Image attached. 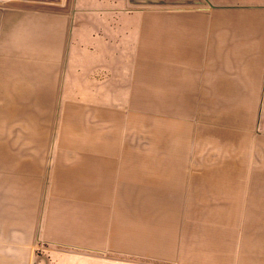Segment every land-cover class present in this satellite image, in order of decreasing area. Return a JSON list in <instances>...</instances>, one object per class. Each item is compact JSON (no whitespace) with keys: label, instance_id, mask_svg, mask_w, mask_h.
I'll return each instance as SVG.
<instances>
[{"label":"crops","instance_id":"obj_1","mask_svg":"<svg viewBox=\"0 0 264 264\" xmlns=\"http://www.w3.org/2000/svg\"><path fill=\"white\" fill-rule=\"evenodd\" d=\"M102 255L264 264V0H0V264Z\"/></svg>","mask_w":264,"mask_h":264},{"label":"rangeland","instance_id":"obj_2","mask_svg":"<svg viewBox=\"0 0 264 264\" xmlns=\"http://www.w3.org/2000/svg\"><path fill=\"white\" fill-rule=\"evenodd\" d=\"M157 1H160V0H157ZM154 3H157L158 4L160 2H154ZM6 130H8V129H6ZM101 260L103 261L104 264H107V262L109 261V257H106V256L102 255Z\"/></svg>","mask_w":264,"mask_h":264}]
</instances>
